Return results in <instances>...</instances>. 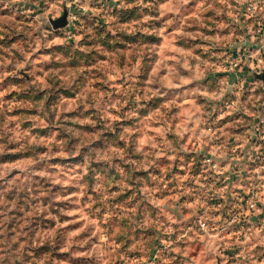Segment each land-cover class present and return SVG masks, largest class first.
Masks as SVG:
<instances>
[{
    "label": "rangeland",
    "instance_id": "obj_1",
    "mask_svg": "<svg viewBox=\"0 0 264 264\" xmlns=\"http://www.w3.org/2000/svg\"><path fill=\"white\" fill-rule=\"evenodd\" d=\"M263 74L264 0H0V264H264Z\"/></svg>",
    "mask_w": 264,
    "mask_h": 264
},
{
    "label": "water",
    "instance_id": "obj_2",
    "mask_svg": "<svg viewBox=\"0 0 264 264\" xmlns=\"http://www.w3.org/2000/svg\"><path fill=\"white\" fill-rule=\"evenodd\" d=\"M63 22H64V17H61L59 19H55L53 21V24L58 25V23L62 24ZM263 77H264V74H263Z\"/></svg>",
    "mask_w": 264,
    "mask_h": 264
}]
</instances>
